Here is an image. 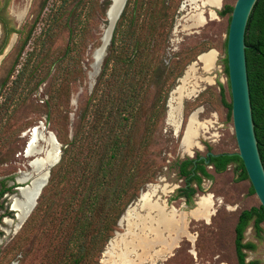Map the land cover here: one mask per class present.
<instances>
[{
	"label": "rangeland",
	"instance_id": "rangeland-1",
	"mask_svg": "<svg viewBox=\"0 0 264 264\" xmlns=\"http://www.w3.org/2000/svg\"><path fill=\"white\" fill-rule=\"evenodd\" d=\"M75 1L69 4L70 8ZM61 2L0 0V10L4 9L9 16L10 26L23 29L21 34H11L8 45L0 54V186L12 187L0 198L4 206L0 209V264H62L70 250L77 248L74 243L83 241L71 242L79 211L76 209L70 215L65 213L67 200L73 195H76L79 203L84 199V191L79 193L69 186L71 181L53 186L50 190L52 199L45 200L30 218L28 216L24 221L19 220V214L25 217L28 213L33 193L48 181L52 162L61 158L62 144L57 138V132L63 138H72L75 131L82 128L81 134L84 136L90 129L94 109L103 105L98 101L97 105L91 106L89 98L104 62L103 59L96 70L93 66V53L100 46L108 24L106 10L111 0L91 1L85 39L77 50L71 51L72 57H63L69 37L66 17L57 22L51 20ZM208 2L131 0L127 15L132 16L136 3L135 22L137 25L143 23L139 30L143 39L147 36L149 38L151 33L159 35V30L163 36L168 34V40L158 54L160 61H157L155 69L153 65L146 76L150 91L139 105L138 125L133 132L134 141L138 142L152 108L157 104V113L160 114L157 115L158 125L151 149L157 154L158 174L142 185L137 198L124 207L123 216L119 217L115 230L108 237L101 239L99 235L93 239L102 226L101 218L95 219L87 238L83 237L88 256L81 264H120L122 259L130 260L133 264H238L235 245L238 216L243 209L260 204L257 195L251 192L250 180L238 181L232 165L222 173L209 167L214 173V179L204 182L205 189L197 193L193 204L188 205L184 197H176L178 187L184 185L183 179L176 174L174 162L177 159L205 155L208 150L215 153L238 150L229 107L222 104L218 121L213 110L217 102L210 88L214 82L215 87L224 86L225 100L231 102L229 82L224 70L230 14L222 16L218 12L225 4H235L236 0H223V5ZM72 24H78L79 28L81 26V23L76 24L74 21ZM48 32L53 36L47 38ZM3 37L0 22V51ZM42 39L46 40L44 46L40 44ZM40 51L51 55L43 64L39 76L28 86L23 81L16 82L28 58L32 56L35 60ZM209 53L213 54L214 59L210 60L213 66L200 58ZM58 65H61L59 71ZM31 67L30 64L25 80L28 79ZM190 67L191 71L186 75ZM44 77L46 81L36 87V80ZM163 104L165 113L162 116ZM191 117L196 120L198 132L194 137V146L190 148L191 152H187L182 140ZM35 127V140L29 147ZM199 141L202 144H198ZM29 150L33 154L28 155ZM88 154L85 147L82 155L87 156L86 160H90ZM143 193H149L152 200L167 208L166 211L174 210L178 217H184V229L178 233L170 248L167 244L171 238H168L166 230L161 229L158 231L160 236L153 241L152 251L140 246L131 251V243L141 231L128 225L125 211L135 209V220L144 214L139 201ZM209 195L213 198V205L208 210L209 218L204 211L192 213L197 207V201ZM49 205L50 210L44 211ZM104 211H109V208L104 207ZM261 228V237H258L254 221H251L245 230L244 241L253 242L257 246L254 250H246V260L264 264V222ZM146 236L155 237L149 232H146ZM111 238L114 239L108 245ZM144 257L146 261H142Z\"/></svg>",
	"mask_w": 264,
	"mask_h": 264
},
{
	"label": "trees",
	"instance_id": "trees-1",
	"mask_svg": "<svg viewBox=\"0 0 264 264\" xmlns=\"http://www.w3.org/2000/svg\"><path fill=\"white\" fill-rule=\"evenodd\" d=\"M72 1L74 0H62L51 19L57 22L66 17L69 37L63 57H72L71 51L77 50L83 43L92 0H76L70 8L69 4ZM130 4L131 0H128L115 26L111 44L89 98L91 106L97 105L98 101L103 105H98L94 109L90 129L84 136L81 134L82 128L75 131L72 138H63L57 132V138L62 144L61 158L51 168L48 182L43 187L38 203L29 216L30 218L35 210L45 203V200L52 199L50 190L53 186L57 187L63 183L65 185L71 181L69 186L79 193L84 191V199L80 203L76 195H73L66 203V215H70L76 209L80 213L76 219L74 238L71 242L81 239L83 241L74 243L77 248L70 250L67 259L62 264H81L88 256L83 237L87 238L89 228L95 219L100 217L102 226L93 239L99 235L101 239L108 237L115 230L124 207L137 198L142 185L150 182L158 174L157 154L155 150L151 149L158 125L157 115L160 114L157 113V104H154L144 133L138 142L134 141L133 132L138 125L140 106L150 91L146 84V76L153 65L155 69L157 61H160L158 54L160 48L166 44L168 34L163 36L162 31L159 30V35L151 33L149 38L147 36L143 39L139 34L143 23L137 25L135 22L136 3L132 9V16L127 15L129 7H131ZM233 7L234 4H225L218 13L222 16L230 14V22ZM8 17L4 9L0 10V22L4 34L0 54L8 45L12 33L21 34L23 32V29L18 30L10 26ZM73 21L76 24L81 23L80 28L78 24L73 26ZM46 36L50 38L53 34L48 32ZM29 37L30 34L24 40L21 51ZM245 41L253 119L264 163V0L257 1L250 15ZM45 43L44 39L40 42L42 46ZM50 55L51 53L40 51L36 54L35 60L32 59V56L28 58L27 63L19 71L16 82L23 81L24 85L28 86L39 76L43 64ZM30 64L32 67L28 72V79L25 80ZM60 67L61 65H58L57 71ZM224 70L228 76L226 55ZM63 79L62 81H64ZM45 81V77L38 79L34 85L40 86ZM221 101L229 107L232 115V103L225 100L223 88ZM164 108L165 104H163ZM164 113L165 109L161 115L163 116ZM85 147L89 152L90 160H86L87 156L82 155ZM201 156L200 154L186 156L174 162L176 174L184 181V185L178 187L176 197H184L188 205L193 204L197 193L205 189L204 182L214 179V173L208 169L209 165H213V169L217 173L226 171L229 165H232L238 181L249 180L244 163L237 151L219 152L218 155H207L205 159ZM206 159L209 160V163L206 162ZM87 181H89L88 184H86ZM11 189V186H0V198ZM251 192L255 193L252 185ZM3 207V202H1L0 209ZM104 207L109 208V211L102 212ZM50 208L51 205L47 206L44 211L50 210ZM251 221H254L256 234L261 237V223L264 222V206L261 203L258 206L254 205L243 209L238 216L235 226L238 264H259L257 261L246 260V250H254L257 247L253 242L244 241L245 230ZM104 232L107 234L105 235Z\"/></svg>",
	"mask_w": 264,
	"mask_h": 264
},
{
	"label": "water",
	"instance_id": "water-1",
	"mask_svg": "<svg viewBox=\"0 0 264 264\" xmlns=\"http://www.w3.org/2000/svg\"><path fill=\"white\" fill-rule=\"evenodd\" d=\"M127 1L128 0H111V3L106 10L109 27L112 20L117 16V9L120 8L118 16L116 17V21L114 22L109 35L107 45L104 46L108 27L106 28V31L103 32L100 46L96 48L93 53V66L96 70H98L102 60L107 54L115 26L125 9ZM257 1L258 0H236L227 32L226 58L228 66L227 78L229 82L232 103L233 127L238 146L237 153L244 163L255 194L259 198L260 203L264 206V163L260 154L258 139L255 131V123L253 119L246 56L247 45L245 41L248 21ZM208 155L214 156L218 155V153L209 151ZM201 157L204 159L206 158L205 155H202ZM58 158L52 162L53 166L59 162L60 159ZM206 162L209 163V160L206 159ZM50 170L48 171V176L50 175ZM47 182L48 181H45L41 186L38 198ZM38 198L34 208L38 203ZM30 214L28 216H30ZM113 239L114 238L110 239L108 245L111 244Z\"/></svg>",
	"mask_w": 264,
	"mask_h": 264
},
{
	"label": "bare ground",
	"instance_id": "bare-ground-1",
	"mask_svg": "<svg viewBox=\"0 0 264 264\" xmlns=\"http://www.w3.org/2000/svg\"><path fill=\"white\" fill-rule=\"evenodd\" d=\"M208 3H212L215 5H219L221 4V0H208ZM23 5V4H22ZM25 8V6L23 7ZM120 11V8L117 9V16L118 13ZM19 13H23L21 11H19ZM116 16V17H117ZM116 17L112 20V22L110 23V26L108 27V24L106 25L104 31H106V28L108 27L107 30V36L104 42V46L107 45L108 39H109V35L111 33L112 27L114 25V22L116 21ZM190 17V16H189ZM198 17V16H197ZM195 18V17H194ZM217 54V53H216ZM215 56V55H214ZM201 59L205 60L208 62V64L210 66H213V54L209 53V54H204L200 57ZM214 59V58H213ZM191 71V67L186 71V75ZM93 74V73H92ZM198 77V76H197ZM185 78V77H184ZM183 78V80H184ZM188 78V77H187ZM206 79V78H205ZM209 81L211 79H208ZM212 81V80H211ZM187 82V81H186ZM183 83V82H182ZM189 83V82H188ZM185 84V83H184ZM190 84V83H189ZM187 85V84H186ZM190 86V85H189ZM183 88V87H181ZM180 90V88H179ZM178 90V91H179ZM189 90V89H188ZM198 90V89H197ZM197 92V91H196ZM187 93V92H186ZM173 108V107H172ZM171 112V111H170ZM171 115V114H170ZM205 125V124H204ZM36 130L37 127L34 128V130H32L31 133V140L29 141V147H31L33 145V142L35 140V134H36ZM200 130V129H199ZM198 132V128L196 126V120L194 117H191L190 119V124L188 126L187 132L185 134V136L183 137L182 140V145L184 147V149L187 152H191L190 148L192 147V145L194 144V137L196 136ZM198 137V136H197ZM196 138V137H195ZM53 139V138H52ZM54 140V139H53ZM196 140V139H195ZM199 140V139H198ZM55 141V140H54ZM55 144V143H54ZM201 144V143H198ZM194 146V145H193ZM36 151V150H35ZM42 153V152H41ZM33 154L31 153V151H28V155ZM54 154V153H53ZM47 163V162H46ZM33 165V164H32ZM46 167V166H45ZM42 169V168H41ZM45 169V168H43ZM38 190L37 192H34L31 200H30V208L28 213L25 215V217H23L21 214H19V220L20 221H24L25 218L30 214V212L32 211V208L34 207V205L36 204L37 198H38V194H39ZM31 193H28V196H30ZM140 203H141V208L144 210V214H142L137 220H135L136 216L134 214L135 209L129 208L126 211L125 217L128 220V225L132 226V227H137L139 228L138 230H140V234H138L135 238L134 241H132V245H131V251L136 250V246H140L142 248L147 249V251H152L153 248H151V246H153V241L156 240L157 236L159 237L160 234L158 233L159 230H166L167 232V236L168 238H171L170 243H166L165 241L163 242L164 244H167L168 247L170 248L173 243H175V240L178 237V233H180L184 228H183V220L184 217L180 216L178 217L176 212L174 210L172 211H166L165 207L160 205L159 202L154 201V199H151V196L149 193H143L139 199ZM213 205V198L212 195L209 196H203L201 197L198 201H197V207L192 211V213H200L201 211H204L207 215L206 217L209 218V214H208V210L210 209V207ZM169 209V208H168ZM171 210V209H170ZM212 210V209H211ZM210 210V211H211ZM206 219V218H205ZM208 221V220H207ZM125 222V221H124ZM131 229V228H130ZM146 232H149L151 234H154L155 237H147L146 236ZM128 233V231H127ZM131 233V232H130ZM134 234V233H133ZM124 235V234H123ZM135 235V234H134ZM121 236V235H120ZM126 236V235H125ZM127 237V236H126ZM123 238V237H122ZM125 240V239H124ZM163 241V240H162ZM127 242V241H126ZM118 246V245H117ZM128 247V246H127ZM112 249V248H111ZM130 249V248H129ZM140 249V248H139ZM118 250V249H117ZM119 251V250H118ZM121 251V250H120ZM129 251V250H128ZM126 251V252H128ZM123 252V251H122ZM139 252V251H138ZM142 252V251H141ZM109 253V252H108ZM113 253V252H112ZM131 253V252H128ZM127 253V254H128ZM123 254V253H122ZM126 254V255H127ZM121 255V254H120ZM130 256V255H129ZM133 256V255H132ZM123 258V257H122ZM126 258V257H125ZM105 259V258H104ZM103 259V260H104ZM146 257L143 258L142 261H146ZM115 262V261H114ZM106 263V262H105ZM109 264V262H108ZM120 264H133L132 261L130 260H121Z\"/></svg>",
	"mask_w": 264,
	"mask_h": 264
},
{
	"label": "crops",
	"instance_id": "crops-1",
	"mask_svg": "<svg viewBox=\"0 0 264 264\" xmlns=\"http://www.w3.org/2000/svg\"><path fill=\"white\" fill-rule=\"evenodd\" d=\"M221 5H223V0L221 1ZM220 5V6H221ZM219 8V7H218ZM215 85V82H214V84H210V88H211V93H212V95L214 96V99H215V102H217V104L216 105H214V108H213V110H214V112H215V114H216V117H217V120L219 121V111H222V101H221V91H222V88L224 87V86H222V85H219V87H215L214 86ZM224 90V89H223ZM218 100H219V102L220 103H218ZM215 104V103H214ZM222 121V120H221ZM221 124V123H220ZM200 142V141H199ZM201 144H202V142H200ZM199 149H201V148H199ZM230 166V165H229ZM208 169H209V167H208Z\"/></svg>",
	"mask_w": 264,
	"mask_h": 264
},
{
	"label": "flooded vegetation",
	"instance_id": "flooded-vegetation-1",
	"mask_svg": "<svg viewBox=\"0 0 264 264\" xmlns=\"http://www.w3.org/2000/svg\"><path fill=\"white\" fill-rule=\"evenodd\" d=\"M208 152H209V150L208 151H206V153H205V156H207L208 155ZM194 156V155H193ZM208 167H212V168H214L213 167V165L212 166H208Z\"/></svg>",
	"mask_w": 264,
	"mask_h": 264
}]
</instances>
